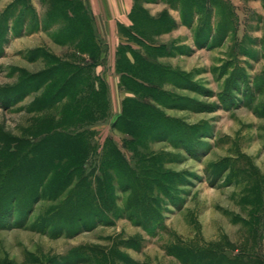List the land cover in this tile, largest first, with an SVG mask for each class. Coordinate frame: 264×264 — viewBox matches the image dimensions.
<instances>
[{
  "label": "rangeland",
  "instance_id": "rangeland-1",
  "mask_svg": "<svg viewBox=\"0 0 264 264\" xmlns=\"http://www.w3.org/2000/svg\"><path fill=\"white\" fill-rule=\"evenodd\" d=\"M132 4L0 0V264H264V0Z\"/></svg>",
  "mask_w": 264,
  "mask_h": 264
},
{
  "label": "crops",
  "instance_id": "crops-1",
  "mask_svg": "<svg viewBox=\"0 0 264 264\" xmlns=\"http://www.w3.org/2000/svg\"><path fill=\"white\" fill-rule=\"evenodd\" d=\"M133 0H87L91 15L98 20L100 33L117 36L118 30L113 25L127 24L132 11ZM116 34V35H115ZM119 34V33H118Z\"/></svg>",
  "mask_w": 264,
  "mask_h": 264
},
{
  "label": "trees",
  "instance_id": "trees-1",
  "mask_svg": "<svg viewBox=\"0 0 264 264\" xmlns=\"http://www.w3.org/2000/svg\"><path fill=\"white\" fill-rule=\"evenodd\" d=\"M86 24H87V23H86ZM84 77H85V74H82V75L79 76V78H78V80H80V82H81L82 85H84V82H83V81H84V79L86 78V77H85V78H84ZM85 86H87V87L89 86V88H90V83L88 84V82H87V84H85ZM93 92H94V94L97 96V94H98L97 92H99V91H93ZM216 260H220V258H216ZM221 260H222V259H221ZM224 262H225L226 264H227V263L229 264V262H228L227 259L224 260Z\"/></svg>",
  "mask_w": 264,
  "mask_h": 264
}]
</instances>
